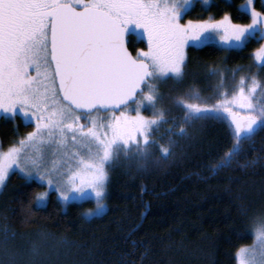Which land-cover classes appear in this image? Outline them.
I'll return each mask as SVG.
<instances>
[{
  "label": "snow or ice",
  "instance_id": "obj_1",
  "mask_svg": "<svg viewBox=\"0 0 264 264\" xmlns=\"http://www.w3.org/2000/svg\"><path fill=\"white\" fill-rule=\"evenodd\" d=\"M202 3L210 7L215 0ZM230 3L224 0L225 6ZM192 4L193 0H0V111L11 118L19 112L35 125L0 151V185L15 167L26 179L35 176L54 188L61 202L91 196L95 208L87 209L86 215H92L103 208L111 166L123 163L125 169L144 172L174 155L178 138L189 135L188 126L222 113L230 122L232 143L210 170L230 167L244 142L264 130V103L258 102L264 100V79L259 73L241 74L229 95L225 82L235 80L243 66L233 67L230 75L219 66L209 67L208 75L218 77L214 95L226 97L214 103L194 86L178 94L162 86L172 81L171 89L184 80L185 46L190 42L215 39L218 46L233 50L253 39L264 40V11L254 7V0H241L238 14L249 15L248 23L234 21L227 11L218 19L210 13L206 19L181 23ZM129 25L142 29L147 39V48L136 55L126 47ZM252 55L264 69V43ZM132 101L134 109L107 117L92 115L125 108ZM173 107L182 109L179 118L171 114ZM145 110L151 114L145 115ZM163 125L167 127L159 133ZM154 133L161 139L167 134L166 142L160 143ZM49 147L51 161L45 155ZM80 151H86V158ZM47 194V188L36 193L38 207ZM0 231V246L8 253L7 242L15 232L8 224ZM246 234L253 235L254 242L236 249L237 264H264V214L254 218ZM25 254L30 264L39 248L33 245L21 253ZM15 256L11 253L9 264H16Z\"/></svg>",
  "mask_w": 264,
  "mask_h": 264
},
{
  "label": "trees",
  "instance_id": "obj_2",
  "mask_svg": "<svg viewBox=\"0 0 264 264\" xmlns=\"http://www.w3.org/2000/svg\"><path fill=\"white\" fill-rule=\"evenodd\" d=\"M240 3L231 0L225 6L224 0H215L204 8L197 2L185 16L198 19L211 13L219 18L227 11L234 21L246 23L250 16L238 14ZM254 7L264 11L260 0H255ZM260 42L253 39L246 47L233 50L214 43L189 45L184 80L171 89L168 85L173 82L168 81L162 90L178 94L194 86L209 103L226 99L214 95L219 91L218 77L208 75L209 67L219 66L230 75L233 67L243 66L235 80L225 82L229 95L241 74L258 72L264 79V69L258 68L252 55ZM127 45L133 53L146 48V42L133 34H128ZM144 114L151 113L145 110ZM171 114L179 118L182 109L173 107ZM32 127L18 115L14 119L1 116L0 149ZM188 133L178 138L174 155L150 164L144 172L125 169L123 163L111 166L107 207L91 216L86 210L94 207L92 199L70 201L63 207L53 191L38 207L34 197L41 184L12 171L0 189V229L8 224L15 236L7 242L8 253L0 246V261L9 264L15 253L16 264H29V257L21 253L36 245L39 254L30 264H237L236 249L252 242L253 235L246 231L256 216L264 214V130L244 142L230 167L218 171H211L210 165L232 143L226 114L196 121L188 126ZM154 135L160 143L167 140V134L163 139ZM252 160L256 162L247 165Z\"/></svg>",
  "mask_w": 264,
  "mask_h": 264
},
{
  "label": "rangeland",
  "instance_id": "obj_3",
  "mask_svg": "<svg viewBox=\"0 0 264 264\" xmlns=\"http://www.w3.org/2000/svg\"><path fill=\"white\" fill-rule=\"evenodd\" d=\"M197 2L199 3V5H201V6L204 7V8H207V7H208V5H205V4L202 3V0H193V4L185 10V12H184V14H183V18H182V20H181V23L187 22L188 20H193V21H196V20H202V19H206V18L209 16V14H208V16L203 17V18H198V19H192V18H190V17L185 16L186 12H188L189 10H191L192 7H193ZM211 2H212V0H209V3H211ZM254 2H255V0H254ZM260 2H261V4L264 6V0H260ZM217 19H218V18H217ZM248 22H249V21H248ZM248 22H246V23H248ZM142 31H143L142 29H137L134 25H129V27H128V29H127V33H128V34H133V35H135V36H136V39H143V40L146 42V48H147V39H146V37L142 34ZM260 40H261V39H260ZM261 41H262V42H260V43H264V40H261ZM205 43H214V44L218 45V43H217V41H216L215 39H209V40H205V41H201V42H190L189 44H187V45L185 46V53H186L187 46H189V45L199 46V45H202V44H205ZM258 47H259V46H258ZM137 50H138V49H137ZM137 50L135 51L134 55H136ZM30 71L34 72V69H31V68H30ZM257 97H258V98L260 97V93H257ZM222 99H225V98H222ZM258 102H259V103H262L261 100H258ZM134 108H135V102L132 103V104H130V105H128V106L125 107V108H122L121 111H125V110H128V109H134ZM111 112H113V111H107V112H102V113H92V115H97V116H98V115H104L105 117H107V116H109V114H110ZM119 112H120V111H119ZM119 112H117V114H119ZM130 114L134 115L135 112L132 111ZM16 115H18L24 123H32L33 127L35 126V125H34V122L26 121L21 113L17 112ZM1 116H3L4 118L14 119V118H11L9 115L4 114L2 111H0V117H1ZM33 127H32V128H33ZM29 131H30V130H29ZM26 132H28V131H26ZM26 132H24L23 134H25ZM23 134H22V135H23ZM22 135L18 136L17 139L15 140V142L18 141V140L22 137ZM68 139H69V141L71 140V133L68 134ZM7 148H8V147H7ZM7 148H5V149H0V151H2V150H7ZM78 151H79V149H78ZM45 155H46V159H48L49 161H51V160L53 159V154H52V151H51V148H50V147L45 149ZM57 155H59V154H57ZM80 155H81V156H84V157L86 158V155H87V154H86V151H80ZM76 162H78V161H77V160H74V161H73V163H76ZM65 167H67L66 164H65ZM12 171H16L17 173H19L21 176L24 177V174H23L22 172H20L19 169L13 167L12 169L9 170V174H10ZM24 178H25V177H24ZM25 179H26V178H25ZM32 179L35 180V181H37V182H39V183L41 184V188H40V190H39L38 192H43V191H45V189L47 188V189H48V193L51 192V191L55 192L57 198L60 200V198H59V196H58V193L54 190V188H51V187H50L49 185H47L46 183L39 181L35 176H33V177H31V178H28L27 180H32ZM1 187H2V185H0V189H1ZM47 195H48V194H47ZM85 199H92V200L94 201V203H95L94 198H92L91 196L84 197V198L74 196L72 199L68 200L67 202H61V200H60V202L62 203V206L65 207L66 204H67L68 202H70V201H82V200H85ZM46 201H47V196H46V197L44 198V200L41 202V205L45 204ZM36 203H37V200H36ZM106 207H107V204H106V200H105V198H104V205H103V208L97 210L95 214H100V213H102V212L106 209ZM93 208H95V205H94ZM95 214H92V215H95ZM88 216H91V215H88ZM253 226H254V225H253ZM253 242H254V241H253V239H252V242H251L250 244H247V245H252ZM259 242H260V239L257 238L256 243L259 244Z\"/></svg>",
  "mask_w": 264,
  "mask_h": 264
},
{
  "label": "water",
  "instance_id": "obj_4",
  "mask_svg": "<svg viewBox=\"0 0 264 264\" xmlns=\"http://www.w3.org/2000/svg\"><path fill=\"white\" fill-rule=\"evenodd\" d=\"M127 36H128V33H127V30H126V32H125V41H126V47L128 48V50L133 54V52L130 50V48L128 47V45H127ZM134 55V54H133ZM135 101H132L131 103H134ZM130 103V104H131ZM129 105V104H128ZM127 106V105H126ZM125 106V107H126ZM122 108H119V109H117V108H112V109H109L108 111H115V112H119L120 110H121ZM107 112V111H106ZM144 214H145V212L143 213V216H144ZM143 216H142V219H143Z\"/></svg>",
  "mask_w": 264,
  "mask_h": 264
}]
</instances>
